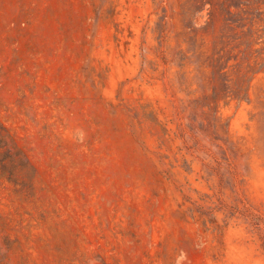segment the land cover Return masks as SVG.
<instances>
[{
  "label": "rangeland",
  "instance_id": "rangeland-1",
  "mask_svg": "<svg viewBox=\"0 0 264 264\" xmlns=\"http://www.w3.org/2000/svg\"><path fill=\"white\" fill-rule=\"evenodd\" d=\"M0 264H264V0H0Z\"/></svg>",
  "mask_w": 264,
  "mask_h": 264
}]
</instances>
